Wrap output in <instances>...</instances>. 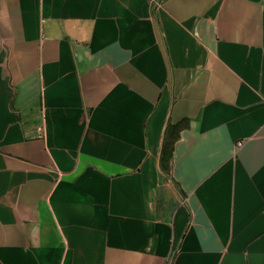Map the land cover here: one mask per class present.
<instances>
[{
  "label": "crops",
  "instance_id": "obj_1",
  "mask_svg": "<svg viewBox=\"0 0 264 264\" xmlns=\"http://www.w3.org/2000/svg\"><path fill=\"white\" fill-rule=\"evenodd\" d=\"M0 264H264V0H0Z\"/></svg>",
  "mask_w": 264,
  "mask_h": 264
},
{
  "label": "trees",
  "instance_id": "obj_2",
  "mask_svg": "<svg viewBox=\"0 0 264 264\" xmlns=\"http://www.w3.org/2000/svg\"><path fill=\"white\" fill-rule=\"evenodd\" d=\"M172 154L168 151H164L161 157L162 160V168L167 171L169 168V163L171 159Z\"/></svg>",
  "mask_w": 264,
  "mask_h": 264
}]
</instances>
